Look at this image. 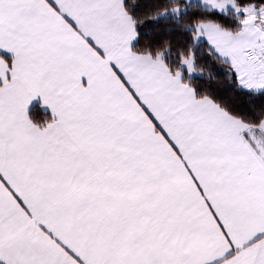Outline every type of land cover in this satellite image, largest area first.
Here are the masks:
<instances>
[{
    "label": "snow or ice",
    "instance_id": "snow-or-ice-1",
    "mask_svg": "<svg viewBox=\"0 0 264 264\" xmlns=\"http://www.w3.org/2000/svg\"><path fill=\"white\" fill-rule=\"evenodd\" d=\"M0 264H264V0H0Z\"/></svg>",
    "mask_w": 264,
    "mask_h": 264
}]
</instances>
